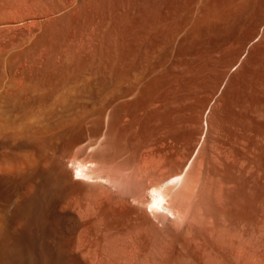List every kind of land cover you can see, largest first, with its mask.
Instances as JSON below:
<instances>
[{
  "label": "bare ground",
  "instance_id": "1",
  "mask_svg": "<svg viewBox=\"0 0 264 264\" xmlns=\"http://www.w3.org/2000/svg\"><path fill=\"white\" fill-rule=\"evenodd\" d=\"M0 264H264V0H0Z\"/></svg>",
  "mask_w": 264,
  "mask_h": 264
},
{
  "label": "rangeland",
  "instance_id": "2",
  "mask_svg": "<svg viewBox=\"0 0 264 264\" xmlns=\"http://www.w3.org/2000/svg\"><path fill=\"white\" fill-rule=\"evenodd\" d=\"M258 40V38L255 40V42ZM233 46V45H232ZM232 46H231V48H232ZM235 44H234V48H235ZM231 48H230V51L229 50H225V51H223V53H222V56H220V58H222V59H218L219 61L220 60H222V61H220V62H218L219 63V65H218V63H216V65L215 64H213V66L214 67H212V66H210L209 67V69L204 73L205 75H203L204 77L202 78V80H201V82H199L198 83V86H197V88H196V92L197 93H195V96H194V105H196L195 107H200L205 101H206V99H208V95L207 94H211L213 91L212 90H216V88L218 87V84H215V82L217 83V81H218V78H219V76H220V74L222 73V72H224V71H226V69L228 68H225V69H223L225 66H227V65H225L226 63L224 62L225 60H227L230 56H232L233 55V48H232V50H231ZM229 51V52H228ZM224 52H226V53H224ZM233 52V53H232ZM231 55H230V54ZM224 55V56H223ZM246 55H247V53L246 54H244L243 56H242V60L246 57ZM225 58V59H224ZM224 62V63H223ZM225 65V66H224ZM239 67V64L238 65H236L235 67H233L232 68V70L230 71V73H234L235 71H236V69ZM219 68V69H218ZM213 69V70H212ZM229 69V68H228ZM227 69V70H228ZM221 70H223L222 72H220ZM211 71H212V73H211ZM217 71V72H216ZM219 72H220V74H219ZM230 75V74H229ZM218 77V78H217ZM217 79V80H216ZM233 80L234 81H238L239 80V77L238 76H235V78H233ZM207 81V82H206ZM226 82V81H225ZM225 82L222 84V85H220L221 86V88H220V86H219V88H220V91L218 92V94L216 95V96H219L220 94H221V92H222V90L225 88ZM201 84H202V86H201ZM216 86V87H215ZM214 89H213V88ZM200 88V89H199ZM203 88V89H202ZM212 88V89H211ZM199 89V91H197ZM211 89V90H210ZM207 97V98H206ZM214 103V100L213 101H211V103H210V106L212 105ZM204 109H206L205 110V115L203 116L204 117V119H206V117H207V115H208V113L210 112V108H203V110L201 111V113L200 114H202V112L204 111ZM199 110V109H198ZM199 112V111H198ZM203 124H204V127L206 128L207 127V123H206V121L205 122H203ZM207 129V128H206Z\"/></svg>",
  "mask_w": 264,
  "mask_h": 264
}]
</instances>
